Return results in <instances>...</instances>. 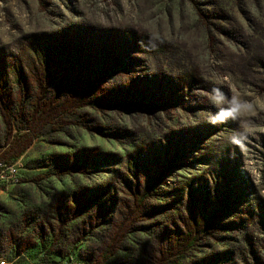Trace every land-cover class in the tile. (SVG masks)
<instances>
[{"label": "rangeland", "instance_id": "obj_1", "mask_svg": "<svg viewBox=\"0 0 264 264\" xmlns=\"http://www.w3.org/2000/svg\"><path fill=\"white\" fill-rule=\"evenodd\" d=\"M0 163V264H264V0H0Z\"/></svg>", "mask_w": 264, "mask_h": 264}, {"label": "clouds", "instance_id": "obj_2", "mask_svg": "<svg viewBox=\"0 0 264 264\" xmlns=\"http://www.w3.org/2000/svg\"><path fill=\"white\" fill-rule=\"evenodd\" d=\"M207 99L217 109L214 118H211L210 114L209 123L213 125L225 123L228 119L242 121L243 117L249 113L247 101L242 100L235 94L231 97L227 96L220 87H213L208 91ZM241 127L242 131L230 138L231 142L238 145L247 139L250 132L249 128L243 127V123Z\"/></svg>", "mask_w": 264, "mask_h": 264}, {"label": "trees", "instance_id": "obj_3", "mask_svg": "<svg viewBox=\"0 0 264 264\" xmlns=\"http://www.w3.org/2000/svg\"><path fill=\"white\" fill-rule=\"evenodd\" d=\"M51 48L50 47H45V48H42V49H39V50H35V57H36V59L38 60L37 61V65H39V62L40 61H42V60H44V59H48V58H50L51 57ZM40 65H48L47 64V62H46V64H45V62H41L40 63ZM32 67V66H31ZM22 79H23V76H22V74H20V76H19V78H18V83H20L21 81H22ZM71 80H65V83L67 82V90L68 91H71V82H70ZM4 86H6V85H4ZM83 101V100H82ZM85 101V100H84ZM35 116H38V114H36L35 113ZM17 130L19 131V132H21V131H29V130H31V128L29 127V125H24V126H17ZM30 141L28 142V144H24V146H22L20 149H19V151H18V156L19 155H21L29 146H30ZM141 201H143V200H141ZM16 230H18V228H17V226H15L14 227ZM52 228V227H51ZM57 230V229H56ZM56 230H50V233L48 234V233H44L43 231H42V234H40V237H38V239L39 240H41V246L42 247H45V245H46V242L44 241V239L45 238H47V239H49V238H51V245L53 246L54 244H55V242H56V238L58 237V232L56 231ZM16 234L13 232H9L8 233V235H5L6 236V238H8V241H18L19 239H17L16 238V236H15ZM0 236H4V234H2V235H0ZM4 238V237H3ZM69 243H71L70 241H69ZM51 253L52 254H55V255H58V256H62V253L61 252H58V251H56L55 249L54 250H51ZM13 264V263H12ZM64 264H76V262H75V256L74 255H71V256H68L67 258H66V262L64 263ZM83 264V263H82ZM84 264H91L90 263V261L89 260H87L86 261V263H84Z\"/></svg>", "mask_w": 264, "mask_h": 264}, {"label": "built area", "instance_id": "obj_4", "mask_svg": "<svg viewBox=\"0 0 264 264\" xmlns=\"http://www.w3.org/2000/svg\"><path fill=\"white\" fill-rule=\"evenodd\" d=\"M19 176L18 163L11 165L0 163V194H4L17 185Z\"/></svg>", "mask_w": 264, "mask_h": 264}]
</instances>
